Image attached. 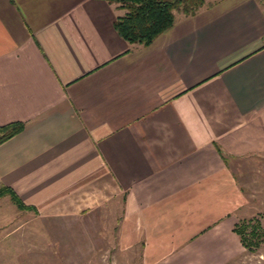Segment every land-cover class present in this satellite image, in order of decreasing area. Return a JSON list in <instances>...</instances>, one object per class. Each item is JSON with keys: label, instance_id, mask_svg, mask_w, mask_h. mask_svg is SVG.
<instances>
[{"label": "crops", "instance_id": "0c3cea01", "mask_svg": "<svg viewBox=\"0 0 264 264\" xmlns=\"http://www.w3.org/2000/svg\"><path fill=\"white\" fill-rule=\"evenodd\" d=\"M121 11L0 0V126L23 124L0 185L39 218L119 201L141 264L225 263L245 199L229 158L264 151L263 7L206 0L144 45L117 34Z\"/></svg>", "mask_w": 264, "mask_h": 264}, {"label": "rangeland", "instance_id": "374dc122", "mask_svg": "<svg viewBox=\"0 0 264 264\" xmlns=\"http://www.w3.org/2000/svg\"><path fill=\"white\" fill-rule=\"evenodd\" d=\"M259 1L264 10V0ZM228 163L245 198L232 216L236 221L257 219L263 236L252 252L231 238L222 264H264V151L230 157ZM15 208L9 200L0 201V264H141L140 246L128 243L119 231V201L55 218L21 215Z\"/></svg>", "mask_w": 264, "mask_h": 264}, {"label": "trees", "instance_id": "16d2710c", "mask_svg": "<svg viewBox=\"0 0 264 264\" xmlns=\"http://www.w3.org/2000/svg\"><path fill=\"white\" fill-rule=\"evenodd\" d=\"M113 2L122 11L113 19V27L118 35L128 43L144 45L151 41L157 33L165 30L174 19V12L192 15L205 0H107ZM22 122L16 121L0 126V143L22 130ZM220 157L226 161V156L216 146ZM9 196L10 200L20 210H32L25 205L16 193L9 187L0 185V197ZM231 230L238 236L239 243L252 252L260 244L263 231L255 218L239 219Z\"/></svg>", "mask_w": 264, "mask_h": 264}]
</instances>
